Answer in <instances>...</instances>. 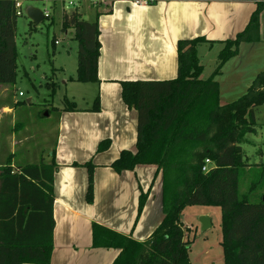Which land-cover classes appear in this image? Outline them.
I'll return each mask as SVG.
<instances>
[{
	"label": "trees",
	"instance_id": "1",
	"mask_svg": "<svg viewBox=\"0 0 264 264\" xmlns=\"http://www.w3.org/2000/svg\"><path fill=\"white\" fill-rule=\"evenodd\" d=\"M90 1L96 2L97 7L103 0ZM194 1L256 5L241 32L233 39L218 42L222 49L214 73L237 55L241 44L261 41L260 14L264 0ZM18 17L15 0H0V85H12L16 77ZM67 30H72L77 43L73 81L98 82L100 45L96 21L83 20L77 10L63 11L61 31ZM202 43L212 46L216 42L203 38L177 42V73L172 80L120 82L123 104L136 112L135 151H122L110 167L119 173L137 165L156 166L162 175L164 216L142 242L92 224L94 248L119 250L111 264H188L189 242L184 240L185 231L179 218L185 205L220 208L219 245L224 264H264V195L254 193V184L244 194L238 193L241 169L246 166L242 145L246 136L256 135L259 128L255 112L264 103V71L254 78L243 96L220 105L218 83L213 77L204 80L200 77L203 67L196 48ZM66 105L68 111H76L73 102L66 100ZM98 109L96 96L90 111ZM108 144V140L102 141L97 151L106 150ZM205 160L209 161L207 173L201 171ZM85 167L88 173L85 199L89 204L94 166L87 163ZM56 170L53 161L0 167V264H49L54 227L52 184ZM144 199L141 195L139 209Z\"/></svg>",
	"mask_w": 264,
	"mask_h": 264
},
{
	"label": "crops",
	"instance_id": "2",
	"mask_svg": "<svg viewBox=\"0 0 264 264\" xmlns=\"http://www.w3.org/2000/svg\"><path fill=\"white\" fill-rule=\"evenodd\" d=\"M99 2L93 17L99 29L98 82L79 83L78 89L90 104L75 106L76 111L57 108L55 147L49 158L41 159L57 166L52 184L54 227L49 264H111L119 250L94 248L92 224L142 242L160 223L164 216L162 175L156 166L137 165L119 173L110 167L122 151H135L136 112L123 104L120 82L174 79L179 40L233 39L256 8L254 2L238 1L156 0L146 8L129 0ZM262 38L264 10L260 14ZM196 52L202 65L199 45ZM96 96L99 109L92 112ZM0 116L8 117L10 127L14 125L13 109L8 105L0 106ZM104 140L109 142L107 149L98 152ZM10 144L15 145L14 138ZM87 163L94 166L89 204L85 199ZM141 195L145 199L139 209Z\"/></svg>",
	"mask_w": 264,
	"mask_h": 264
},
{
	"label": "rangeland",
	"instance_id": "3",
	"mask_svg": "<svg viewBox=\"0 0 264 264\" xmlns=\"http://www.w3.org/2000/svg\"><path fill=\"white\" fill-rule=\"evenodd\" d=\"M20 3L22 15L16 19L15 36L16 77L12 85H0V106L8 105L15 116L11 127L8 117L0 116V167L39 164L41 159L49 158L57 136V108L67 107L66 100L80 108L89 103L78 91L82 85L70 81L75 76L77 43L72 30L61 31V14L77 10L83 20L94 21L93 1L78 0L73 6L60 0ZM28 6L47 12L48 16L34 25L24 15ZM55 41L58 42L56 46ZM218 44L213 43L210 48L199 45L203 65L200 77H213L218 83V103L224 105L243 96L254 78L264 71V38L256 44H241L237 55L214 73L222 48ZM63 81L66 84H62ZM255 122L259 125L256 135L246 136V143L242 145L246 166L241 169L238 181L239 195L253 184L256 185L254 193L264 195V103L255 112ZM12 138L15 140L13 147ZM202 217L210 223L204 231L199 221ZM179 218L185 231L184 240L189 242L188 264H224L219 245L222 237L220 208L185 205L180 209Z\"/></svg>",
	"mask_w": 264,
	"mask_h": 264
},
{
	"label": "water",
	"instance_id": "4",
	"mask_svg": "<svg viewBox=\"0 0 264 264\" xmlns=\"http://www.w3.org/2000/svg\"><path fill=\"white\" fill-rule=\"evenodd\" d=\"M25 17L34 25L40 24L44 19V12L38 8H34L32 6H28L24 10ZM29 102V100H27ZM45 116H47V113H45ZM264 200V197H263ZM200 224H201V230L204 231L209 228L210 223L209 220L206 217L200 218Z\"/></svg>",
	"mask_w": 264,
	"mask_h": 264
},
{
	"label": "built area",
	"instance_id": "5",
	"mask_svg": "<svg viewBox=\"0 0 264 264\" xmlns=\"http://www.w3.org/2000/svg\"><path fill=\"white\" fill-rule=\"evenodd\" d=\"M61 2H67V4L69 6H73L75 1L74 0H66V1H62ZM134 6L137 7H142V8H146L149 7L150 5H152L155 1L154 0H129ZM20 1L19 0H15V9H16V15H21V5H20ZM44 12V11H43ZM48 16L47 12H44V18ZM57 44V42L55 43ZM209 165V161L205 160L203 166L201 167V171L203 173H207L208 172V166Z\"/></svg>",
	"mask_w": 264,
	"mask_h": 264
}]
</instances>
